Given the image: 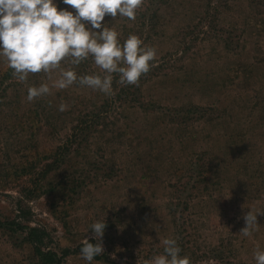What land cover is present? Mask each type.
<instances>
[{"label": "rangeland", "instance_id": "374dc122", "mask_svg": "<svg viewBox=\"0 0 264 264\" xmlns=\"http://www.w3.org/2000/svg\"><path fill=\"white\" fill-rule=\"evenodd\" d=\"M104 23L121 43L136 35L156 49L135 103L118 74L111 95L78 82L57 89L59 70L21 82L0 57V264H42L12 222L43 232L39 248L61 264H88L80 248L96 242L89 225L103 219L104 252L91 264H145L165 238L191 264H255L264 250V0H144L135 20ZM61 68L105 75L91 57ZM41 84L50 93L28 102L27 89ZM81 121L94 123L88 141L40 186L73 173L80 185L57 205L30 196L47 156ZM249 209L262 214L245 237Z\"/></svg>", "mask_w": 264, "mask_h": 264}, {"label": "clouds", "instance_id": "9594fccd", "mask_svg": "<svg viewBox=\"0 0 264 264\" xmlns=\"http://www.w3.org/2000/svg\"><path fill=\"white\" fill-rule=\"evenodd\" d=\"M144 0H60L70 6L60 8L56 0H0V57L4 58L13 75L21 82L30 73H49L59 70V79L52 87L66 89L76 84L86 86L105 95L112 94L113 74H118L121 85H137L142 75L150 70L155 60L156 49L144 47L136 35H129L121 43L119 33L105 27L106 16L125 17L135 20L137 9ZM91 57L105 75L78 77L73 70H64L61 63L70 58L79 65ZM50 93L48 84L27 89L28 102ZM65 105L59 106L60 111ZM257 214L249 209L243 219L246 226L240 231L250 236L258 225ZM106 228L105 219L89 225L95 243L84 239L80 257L88 264L104 249L102 237ZM98 241V242H97ZM162 253L153 256L145 264H191L187 255L174 238L162 240ZM115 258V257H113ZM255 264H264V250L259 246L253 253Z\"/></svg>", "mask_w": 264, "mask_h": 264}, {"label": "trees", "instance_id": "16d2710c", "mask_svg": "<svg viewBox=\"0 0 264 264\" xmlns=\"http://www.w3.org/2000/svg\"><path fill=\"white\" fill-rule=\"evenodd\" d=\"M74 67V66H73ZM143 75L140 77L142 79ZM141 81L139 80L137 85H124L123 88L124 93L127 96V99H131L133 103L137 102V94L139 91V86ZM136 93V94H135ZM122 97L121 93L117 96H114L111 101L116 103V101H120L119 99ZM109 102V101H108ZM99 118V116H97ZM38 117H34L32 121V127L38 126ZM94 127V123L91 122V125L87 124L86 121L78 122L77 125H73L70 129V135L67 137L66 143L61 146L60 148L56 149L54 154H51L47 157H53V160L50 162L44 163L42 166L40 175L38 178L34 179L32 184V190H29V195L34 197H40L41 195H45L52 205L54 203L57 205L59 202L57 201L58 198L62 197V200H66L67 198L70 199L71 194H73L74 190L78 187V180L76 176L72 174H68L66 178L61 179L59 182L56 183L55 187L48 188L45 190V186L41 182L44 181L47 176L52 173L53 171L59 170L63 164L71 160L73 156L79 154V150L82 148V144L88 141V136H90L91 129ZM82 137V138H81ZM76 173V172H75ZM199 173V179L202 181H207V173L204 172ZM200 181V180H199ZM50 184H48L49 186ZM80 185V184H79ZM28 195V196H29ZM50 195V196H48ZM52 201V202H51ZM5 224L0 220V227L4 226ZM10 225L11 227L14 226L16 230L25 233V242L30 244L36 256L39 258L42 264H61L62 257L57 256L54 252L50 250H43L39 248L38 244L40 243V239L43 235V232L38 230L37 228L30 227V226H23L20 224H15L14 222L6 224ZM92 243V241H89ZM69 250L64 252V255H69ZM98 259V257H96Z\"/></svg>", "mask_w": 264, "mask_h": 264}]
</instances>
